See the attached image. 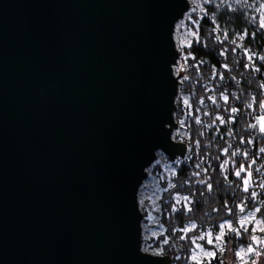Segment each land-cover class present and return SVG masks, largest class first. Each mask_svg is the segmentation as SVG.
<instances>
[{
	"label": "water",
	"instance_id": "water-1",
	"mask_svg": "<svg viewBox=\"0 0 264 264\" xmlns=\"http://www.w3.org/2000/svg\"><path fill=\"white\" fill-rule=\"evenodd\" d=\"M190 1L0 0V264H172L143 250L140 186L187 155Z\"/></svg>",
	"mask_w": 264,
	"mask_h": 264
},
{
	"label": "trees",
	"instance_id": "trees-1",
	"mask_svg": "<svg viewBox=\"0 0 264 264\" xmlns=\"http://www.w3.org/2000/svg\"><path fill=\"white\" fill-rule=\"evenodd\" d=\"M227 3L228 0L205 2L204 14L201 17L193 16V32L196 35L191 37V44L183 48L186 63L182 65L184 70L180 89L189 96L192 111L188 118V136L183 139L188 151L184 159L176 160L174 172L165 178L158 210L163 232L152 240L153 248L159 247L162 254L171 256L172 264H195L190 259L194 247L191 239L207 231L215 234L218 225L225 219L235 222L241 215L238 206L249 194L240 190L242 182L233 173L244 158L237 156L230 159L224 149L231 146L230 151L237 148L241 152L247 151V163L251 164L255 159V168H264V154L259 153V149L264 147V134H260L258 128L248 127L249 124L258 123L256 117L264 115V109L258 105L247 108L254 96L264 100V89L260 87L264 84V61L259 59V56H264V30L259 29L258 20H253L257 15L248 6L252 0H232L231 5ZM241 34H244L243 40L239 39ZM246 53H256V57L249 61ZM257 68L260 70L256 71ZM222 94L229 95L227 103L220 99ZM211 98H215L216 102L213 103ZM176 105L175 118L180 119L184 114L181 98L176 99ZM232 107L240 111L232 114ZM233 115L236 119L226 125L216 119H229ZM242 139H245V143H240ZM247 139L253 143L247 144ZM225 160H229V164L222 169L220 165ZM154 169L159 170V166L156 165ZM200 180L206 183L200 184ZM252 180L255 183L249 187L258 193L260 199H264V191L255 186L264 182V171L254 170ZM170 184L174 187L170 188ZM208 184L212 185L211 191ZM177 194L189 197L192 203L185 206L182 202L174 209ZM248 202L249 209L264 207L258 200L249 199ZM229 207L235 210V216L228 212ZM257 215L264 221V216ZM188 224L197 227L188 233L181 232L180 229ZM246 228L252 229V226ZM229 235L231 238L226 247L230 251L220 254L224 260L229 254L234 256L239 247L253 243L251 236L264 237V233L255 230L240 236ZM180 236L186 238L180 239ZM164 240H168V243L165 244ZM201 242L212 248L206 241ZM261 264H264V257Z\"/></svg>",
	"mask_w": 264,
	"mask_h": 264
},
{
	"label": "snow or ice",
	"instance_id": "snow-or-ice-1",
	"mask_svg": "<svg viewBox=\"0 0 264 264\" xmlns=\"http://www.w3.org/2000/svg\"><path fill=\"white\" fill-rule=\"evenodd\" d=\"M206 2H211V0H206ZM251 6L253 7V11L258 14L257 16L253 17V20L254 21L258 20L259 29L264 30V2H260L258 6H255V4ZM213 30L215 31L216 29H213ZM254 34L255 33H253V35ZM192 35L195 36L196 33L193 32ZM216 38L218 40L220 39L219 36H217ZM225 38H227V33H225ZM239 39L243 40L244 34H241L239 36ZM232 42L236 43L235 40H233ZM188 43L191 44V41H189ZM232 50L235 51V49H232ZM188 55H191V53H188ZM221 55H223V53H221ZM247 55H248L249 61H252L254 57H256V53H250ZM259 59L261 61H264V56H259ZM224 67L227 68L228 65L225 64ZM259 70H260L259 68L256 69V71H259ZM260 87L264 89V84H261ZM211 99H213V103L216 102L215 98H211ZM220 99H222L225 103H227L229 101V95L222 94ZM185 103H187V101H185ZM254 105H258L260 109H264V100H261L259 96H254L252 97L251 102L247 104V108L251 109L253 108ZM230 111L232 114H236L240 111V109H238L237 107H232ZM216 119L219 121L220 124L226 125V124L232 123V120L236 119V117L235 115H233L229 119H224L223 117H217ZM256 119L258 123L249 124L248 127L252 129L258 128L259 133L264 134V115H258ZM246 142L247 144L253 143V141L249 139H247ZM240 143H245V139H242ZM230 148L231 146H229V148L224 149V152L226 154H229L230 159L235 158L237 156H243L244 158L243 162L238 164L233 174L235 175V177L239 178V180L242 182V185L239 186L240 190H242L243 193H247L249 195L248 197L245 198V200H242L238 206L239 212L241 214L238 221L233 222L228 219H225L222 223L218 225V230L215 234H213L212 231H207V232H203L201 235L196 236L195 239H191L190 241L191 244L195 245L197 249H200V252L198 254L193 253L190 256V259L194 261L195 264H225L224 259L220 256V254L226 251H230V249L226 247L227 242L231 238L229 234L240 236L244 232L254 231V229H249L245 227L250 221H254L256 224L264 223V221L256 219L257 214L264 216V207H253L252 209L248 208L249 199L258 200L259 203L264 204V199H260V196H258V193L249 187L250 184L255 183L252 180L254 170L255 172H261V171H264V168H261V169L255 168V164H256L255 159L252 160L251 164H248L247 163V160H248L247 151L241 152L239 148H237L235 151H230ZM259 153L264 154V147H261L259 149ZM228 164H229V160H225L220 165V167L222 169L227 168ZM197 175H199V173H197ZM199 183L205 184L206 182L204 180H200ZM255 186L259 187L262 191H264V182H260L256 184ZM169 187L170 188L174 187V185L170 184ZM207 187L209 191L212 190L211 184H208ZM182 202L184 203L185 206L192 203L189 197L187 196L181 197L179 196V194H177V196L175 197V205L173 206V208L175 209L176 206L181 205ZM227 210L231 215L233 216L236 215L235 210L232 207H229ZM188 211H191V208H188ZM196 227L197 226L195 224H191L190 227H184L180 229V231L183 233H188V232H191ZM260 232L264 233V227L260 228ZM153 235H156V233H153ZM185 238H186L185 236H180V239H185ZM251 240L253 243L248 244L246 249L241 248L239 251H236L234 253V256L236 258H239L240 264H258L257 259H251L250 262L245 260V256H247L248 254H252L253 256L257 258L264 257V251L258 250L257 248L253 246V244L257 242L261 245H264V239H258L257 236L253 235L251 236ZM198 241H206V244L211 245L212 249L210 250L207 249L204 244L198 243ZM164 243L167 244L168 240H164ZM144 250L148 251L149 248H145ZM157 254H159V251L157 252ZM201 258H203V260Z\"/></svg>",
	"mask_w": 264,
	"mask_h": 264
},
{
	"label": "rangeland",
	"instance_id": "rangeland-1",
	"mask_svg": "<svg viewBox=\"0 0 264 264\" xmlns=\"http://www.w3.org/2000/svg\"><path fill=\"white\" fill-rule=\"evenodd\" d=\"M205 2L206 0H191L190 1V8L185 13L184 18L181 19L176 24V33L179 43V53L180 57L178 59V64L174 67V71L177 74L179 70L181 69L183 62L186 63V55L183 51V48H185L188 45V42L191 40V37L193 36V25H195V21L193 19V16L201 17L204 14L205 10ZM260 2H264V0H252L251 5L255 4V6H258ZM232 0H228V5H231ZM251 5H248L253 10V7ZM255 13V12H254ZM258 15L257 13H255ZM182 79V78H181ZM180 79V82H181ZM181 83L179 86V92L177 98H181L183 102V109L184 114L180 117V119H176V122L178 124L176 128V133H178L181 137L186 138L188 136L187 134V125H188V118L192 114L190 103H189V96L187 94H184L181 92ZM187 101V103H185ZM177 112V110H176ZM167 159V160H166ZM177 161H170L167 156H165L164 153L158 151L156 160L152 166H150L147 170V177L144 179L141 188V198H142V227H143V250L145 248H149L150 251H160L162 252L161 248H153L152 246V240L156 236L160 235L163 232V227L159 222L158 217V210H159V199L161 196L162 191L164 190V181H166L165 178H169V176L174 172V163ZM158 165L159 170H155L154 167ZM168 180V179H167ZM247 214V213H245ZM257 220H261V217L257 215ZM191 224H188L187 227H190ZM252 226V229H254L257 232H260V228L264 227V223L256 224L254 221H250L245 227ZM153 233H156V235H153ZM258 239H264V237H260L256 235ZM198 243L203 244L201 241H198ZM253 246L257 248L258 250H262L261 244L254 243ZM219 247V246H217ZM207 249H212L210 247H207ZM241 248L246 249L247 247H239L237 251H239ZM200 249H197L194 245L192 249V253H199ZM203 260V258H201ZM251 259H261L259 264H261L263 257L257 258L253 256L252 254H248L245 256V260L249 261ZM229 261V264H240L239 258H236L232 254H229L227 259ZM194 262V261H193ZM195 263V262H194Z\"/></svg>",
	"mask_w": 264,
	"mask_h": 264
},
{
	"label": "clouds",
	"instance_id": "clouds-1",
	"mask_svg": "<svg viewBox=\"0 0 264 264\" xmlns=\"http://www.w3.org/2000/svg\"><path fill=\"white\" fill-rule=\"evenodd\" d=\"M259 131V130H258Z\"/></svg>",
	"mask_w": 264,
	"mask_h": 264
}]
</instances>
